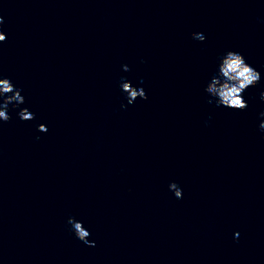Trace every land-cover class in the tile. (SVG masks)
Returning <instances> with one entry per match:
<instances>
[{"label": "clouds", "instance_id": "9594fccd", "mask_svg": "<svg viewBox=\"0 0 264 264\" xmlns=\"http://www.w3.org/2000/svg\"><path fill=\"white\" fill-rule=\"evenodd\" d=\"M4 23L3 17L0 16V26ZM193 38L203 42L206 37L202 33H194ZM6 41V35L0 30V44ZM124 71H129L127 65H123ZM261 79V74L249 63L245 57L236 51H228L221 58L217 67V72L213 75L205 87V92L211 98H214L217 106L230 108L234 110H244L248 107L247 101L244 99V92L252 86H255ZM121 90L127 94L128 105L133 104L138 98L146 100L147 94L145 90L134 87L130 81L122 80L120 84ZM22 90L16 88L9 78L0 77V121L7 122L11 119L8 113V106L19 107L25 103V97L21 94ZM261 99H264V92L261 93ZM209 103H213V99H209ZM21 120L28 121L35 119V114L27 107L21 108L17 113ZM264 116V113H261ZM264 130V121L259 125ZM38 131L47 132L46 125H38ZM169 189L174 192L177 199L183 197L182 189L175 183L169 184ZM68 223L72 226V230L76 237L87 244L95 246L94 241H89L91 233L84 227L81 221L69 217ZM239 237V233L235 234Z\"/></svg>", "mask_w": 264, "mask_h": 264}]
</instances>
